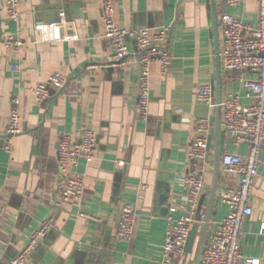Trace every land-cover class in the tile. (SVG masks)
<instances>
[{"label": "crops", "instance_id": "0c3cea01", "mask_svg": "<svg viewBox=\"0 0 264 264\" xmlns=\"http://www.w3.org/2000/svg\"><path fill=\"white\" fill-rule=\"evenodd\" d=\"M104 1L18 0L20 19L15 24L0 0V264L14 258L45 216H52L53 226L26 264H162L167 209L178 206L183 196L180 180L188 172L192 120L215 113L195 97L201 85L211 86L216 77L211 0H111L120 26L168 27L164 46L171 63L165 73L156 61L150 65L145 119L137 109L135 44L129 40L124 59L113 60L101 17ZM213 2L217 21L227 12L255 22L253 0L238 7ZM9 34L20 41L17 53L1 41ZM218 41L220 47L219 25ZM15 63L19 70L11 68ZM55 72L66 78L65 87L49 86V96L35 101L28 88ZM255 75L226 70L220 61L221 101L234 94L242 104L251 103L240 79ZM12 95L20 101L21 132L12 136V150L6 153L2 132ZM86 127L93 129L96 143L93 158L72 168L84 182L80 205L68 202L56 209L57 140L67 134L77 141ZM227 142L225 136L231 152L243 155L247 150L244 144L228 147ZM258 161L249 200L252 213L244 222L240 250L243 260L264 264V140ZM204 168L203 212L212 151ZM238 181V175L225 173L220 165L217 190ZM124 203L138 211L129 240L116 236ZM225 212L216 198L210 219L219 220ZM198 236L196 231L190 252L171 257L170 264H193Z\"/></svg>", "mask_w": 264, "mask_h": 264}, {"label": "built area", "instance_id": "2783aa9c", "mask_svg": "<svg viewBox=\"0 0 264 264\" xmlns=\"http://www.w3.org/2000/svg\"><path fill=\"white\" fill-rule=\"evenodd\" d=\"M226 6L238 7L249 0H221ZM256 3L255 22L244 21L237 15L222 12L218 25L220 31V61L226 70L238 72L250 71L254 78L240 79L242 88L251 94L252 102L242 104L238 95L229 94L221 102V128L228 140L226 146L236 147L244 144L247 148L243 155L229 151L225 147L220 156L222 170L239 176L234 186H225L217 190L216 198L226 208L219 220L208 224L207 241L200 255L199 264H258L254 259H242L240 240L246 218L252 213L249 200L254 180L258 174V157L264 140V0ZM8 20L17 24L20 19L18 0H4ZM104 36L112 50L113 60L124 59L128 53L127 42L135 44L136 59L139 65L137 109L140 118L148 116L150 102V65L156 61L162 73L167 72L171 56L164 46L167 26L151 30L149 27L120 26L115 21V11L111 0H105L101 7ZM59 19L50 24L58 23ZM4 46L13 52L19 51L20 41L13 35L2 40ZM20 64L11 66L20 69ZM66 78L52 73L46 82H39L28 88L39 102L49 96V86L62 90ZM196 100L208 108L216 106L213 89L210 85H201L195 94ZM9 114L2 132V146L6 153L12 150V136L21 132L19 98L12 95L9 99ZM178 111H182L178 108ZM194 138L187 150L188 172L181 178L183 196L178 206L169 205L166 214V228L162 264H170L171 257H180L191 226L196 223L200 233L205 212L200 208V198L206 190L204 161L208 152V138L212 135L211 116L194 118ZM96 136L92 128H83L79 139L71 140L67 134L59 136L56 144L57 173L54 185L53 206L58 209L70 202L79 206L83 194L82 178L72 173V168L81 160L89 162L93 158ZM199 211V212H198ZM198 214V220L195 219ZM78 215L85 216L78 212ZM138 211L132 203H124L120 208L116 236L129 240L134 232ZM53 226L52 216H45L38 227L29 235L25 244L8 264H26L36 247L42 242ZM260 232L264 233V223Z\"/></svg>", "mask_w": 264, "mask_h": 264}, {"label": "water", "instance_id": "95a60500", "mask_svg": "<svg viewBox=\"0 0 264 264\" xmlns=\"http://www.w3.org/2000/svg\"><path fill=\"white\" fill-rule=\"evenodd\" d=\"M211 9H212V22H213V39H214V49L217 54L216 58V77L214 83L211 85L214 90V98H215V113L211 116V122L213 126V133L208 138V152L206 155L207 159H210V151H212V161H213V169H212V179L209 185L208 190V199H207V207L205 211L204 222L201 227V231L196 241V248L193 257V264H199V259L203 247L207 241L208 235V224L211 217V211L214 206L216 200V192L219 181V167H220V156L225 149V132L221 128V97H222V87L220 80V55H219V41H218V21H217V13L214 8V2L211 0ZM204 196L200 198L199 210L202 204V199ZM199 212V211H198ZM198 220V214L195 217ZM196 237V224H193L189 230L188 236L184 245V252L189 253L191 250V244Z\"/></svg>", "mask_w": 264, "mask_h": 264}]
</instances>
